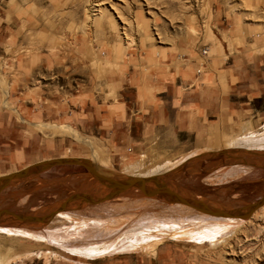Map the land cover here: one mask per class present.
<instances>
[{
  "label": "rangeland",
  "instance_id": "374dc122",
  "mask_svg": "<svg viewBox=\"0 0 264 264\" xmlns=\"http://www.w3.org/2000/svg\"><path fill=\"white\" fill-rule=\"evenodd\" d=\"M93 1L0 0V105L22 127V134L0 142L8 154L0 156V176L55 157L88 158L117 175L162 173L188 162L181 179L206 187L229 206L262 195L264 167L242 163L243 170L223 178L225 170L239 164L210 166L202 158L237 146L233 140L240 133L219 143L218 150L183 161L160 150L135 157L121 155L111 135L89 128L83 118L107 104H114L109 111L115 113L120 98L115 83L128 63L136 64L150 82L165 72L180 74L187 66L197 77L209 71L220 77L229 58L241 50L264 51V0H96L103 18L93 15ZM52 104L74 117L27 116L32 105ZM255 127L247 134L264 133V122ZM83 171L57 167L3 192L0 201L17 211H37L72 191L63 180ZM198 214L208 215L180 203L121 195L60 211L42 227L17 226L23 232L1 233L0 255L9 256L11 264H264V207L257 217L226 226L196 221ZM176 221L183 230H158ZM150 228L160 234L154 243L122 245ZM192 228L217 229L219 236L199 241L190 236ZM96 245L111 248L94 255L85 251ZM232 246L239 251L233 253Z\"/></svg>",
  "mask_w": 264,
  "mask_h": 264
},
{
  "label": "crops",
  "instance_id": "0c3cea01",
  "mask_svg": "<svg viewBox=\"0 0 264 264\" xmlns=\"http://www.w3.org/2000/svg\"><path fill=\"white\" fill-rule=\"evenodd\" d=\"M127 66L123 78L115 83L120 94L115 113L109 111L114 104H107L99 113L96 110L83 118L89 128L111 135L121 155L154 156L160 150L181 156L183 161L191 154L220 149L218 144L236 133L243 135L233 140L238 145L226 149L259 148L240 139L263 134L247 133L264 122V51L241 50L229 58L220 77L213 71L197 77L187 66L180 74L165 72L150 82L136 64ZM27 112L32 118L74 117L56 104L32 105ZM14 118L0 105V142H7L13 133L22 134ZM0 152L1 157L8 156L1 148Z\"/></svg>",
  "mask_w": 264,
  "mask_h": 264
},
{
  "label": "water",
  "instance_id": "95a60500",
  "mask_svg": "<svg viewBox=\"0 0 264 264\" xmlns=\"http://www.w3.org/2000/svg\"><path fill=\"white\" fill-rule=\"evenodd\" d=\"M204 161L217 167L230 164H250L264 167V151L246 148H231L203 155ZM216 161V162H214ZM188 162L162 173L149 175H117L95 166L88 158L55 157L30 164L22 169L0 176V195L24 182L39 177L57 167H83L81 173L71 174L63 181L72 191L60 195L51 205L37 211H17L0 201V225L34 228L49 222L69 205L102 203L121 195L138 198H154L168 203H180L199 212L226 217L249 219L264 206V193L255 200L239 206H229L217 199L216 194L207 192L206 187L181 179Z\"/></svg>",
  "mask_w": 264,
  "mask_h": 264
},
{
  "label": "bare ground",
  "instance_id": "6f19581e",
  "mask_svg": "<svg viewBox=\"0 0 264 264\" xmlns=\"http://www.w3.org/2000/svg\"><path fill=\"white\" fill-rule=\"evenodd\" d=\"M91 5H92V7H91V10H92V13H93V11H94V13H93V15H95L96 16V18H100L102 15L104 16V10L102 9V7H101V5H100V3H99V1H93L92 3H91ZM90 9V8H89ZM103 16L101 17V18H103ZM139 32V31H138ZM255 134V133H254ZM249 136V137H248ZM241 140V142L243 143V144H248V145H250V146H257V147H259L258 149H255V150H264V149H260V148H264V133L262 134V135H260V136H251V135H247V137H245V138H242V139H240ZM192 156V155H191ZM91 160V159H90ZM92 161V160H91ZM92 163L95 165V166H97V167H99V168H101V166H98V165H96L95 163H94V161H92ZM241 170H243V168H241V167H233V168H230V169H227V170H225L224 171V173H222L223 174V178L224 177H227V176H232V174H236V173H239ZM221 180V179H220ZM70 189V188H69ZM161 201V200H160ZM166 204H174V203H168V202H165ZM226 203V202H225ZM228 204V203H227ZM78 205L77 204H72V205H69L66 209H70V208H74V207H77ZM264 206H262V207H260L258 210H256L254 213H253V215H252V217L251 218H253V217H257L256 216V214L259 212V210H261L262 208H263ZM66 212V211H65ZM199 215V217H197L198 218V220H196V221H203V220H212V222L211 223H214L213 225H215V224H217L215 221H218V225H222V226H226V225H234V223H242V222H246V221H244V220H242V219H240V218H238V217H226V216H219V215H212V214H208V215H205V214H198ZM200 216H203L202 218L200 217ZM209 217H211L212 219H210ZM218 218H221V219H225L224 221H219L218 220ZM154 220V219H153ZM169 220V219H168ZM187 220V219H186ZM161 221V220H160ZM174 221H175V219H174ZM164 222V221H163ZM94 223H96V222H94ZM190 224H194L195 223V220L194 221H192V222H189ZM45 224V223H44ZM44 224H40V226L42 227ZM97 224V223H96ZM153 224V223H152ZM151 224V225H152ZM165 224V226L163 227V228H158V230H163V231H160V232H164V231H166V230H172L173 231V229H176V231L175 232H178V231H181V230H183L184 229V227H183V225L182 224H178L177 223V221L176 222H173V223H170V224H167V223H164ZM93 225V224H92ZM154 225V224H153ZM163 225V224H162ZM206 225V224H205ZM193 226V225H192ZM200 226V225H199ZM20 227V226H19ZM198 227V226H197ZM155 228V227H154ZM229 228V227H228ZM261 229H262V226L260 227ZM133 229V228H132ZM150 229H152V230H149L148 229V232L147 233H144V234H142L141 236H132V237H134V238H132V237H130L129 236V238H125L126 240L122 243V245L124 246V247H128V245H129V247H130V245L131 246H134V245H141V246H143V245H145V246H147V245H150V244H152V243H154L155 242V239H154V237H156V236H158V234L159 233H156V232H158L157 231V229L156 230H153V228H150ZM224 229V228H223ZM231 229V228H230ZM0 230H2V231H0V234L1 233H5L6 235L7 234H13V233H17V232H23L20 228H18L17 226H15V227H13V226H7V225H0ZM131 230V229H130ZM129 230V231H130ZM220 231V230H219ZM264 231V230H263ZM115 232V231H114ZM133 232V231H132ZM136 232V231H135ZM229 232V231H228ZM228 232L227 233H225V236H226V234H228ZM261 232V231H260ZM108 233V232H107ZM117 233V232H116ZM189 233H190V236L191 237H194L195 239H198L199 241H202V240H204V239H206V238H208V239H215V237L217 236V234H218V230L217 229H206V230H203V231H200V230H198V229H195V228H192L191 230H189ZM101 234V233H100ZM105 234H106V232H105ZM137 234V233H136ZM69 235V234H68ZM160 235V234H159ZM221 235V234H220ZM218 236H219V234H218ZM104 237V236H103ZM136 237V238H135ZM224 237V236H223ZM222 237V238H223ZM38 238V237H37ZM193 238V239H194ZM217 238V237H216ZM208 239H206V240H208ZM213 239V240H214ZM122 240V239H121ZM212 240V241H213ZM222 240V239H221ZM193 241V240H192ZM197 241V240H196ZM219 241V240H218ZM226 241H227V239H226ZM100 242V241H99ZM195 242V241H194ZM210 243V242H209ZM212 243V242H211ZM216 243V242H215ZM215 243H213V244H215ZM227 244H229L228 242H227ZM107 245V244H106ZM112 245H113V243H112ZM114 246V245H113ZM242 246V245H241ZM110 246H104V247H101V246H99V245H96V246H94V247H91L90 249L89 248H87L85 251H87V253L89 254V255H94V254H97V253H101V252H103V251H106V249L108 250V248H109ZM231 247V246H230ZM243 247H244V245H243ZM111 248V247H110ZM239 248H242V247H239ZM243 249V248H242ZM245 251H246V249H244ZM243 250V251H244ZM72 251H74V250H72ZM76 251V250H75ZM80 251H82V250H80ZM79 251V252H80ZM84 251V250H83ZM231 251L233 252V253H236V252H238L239 250L238 249H236V247H234V246H232V248H231ZM240 252H241V250H240ZM259 253V252H258ZM257 253V254H258ZM13 261V260H12ZM12 261H10L9 260V256H7V255H5V256H2V255H0V264H11V263H13Z\"/></svg>",
  "mask_w": 264,
  "mask_h": 264
},
{
  "label": "snow or ice",
  "instance_id": "6c2138e0",
  "mask_svg": "<svg viewBox=\"0 0 264 264\" xmlns=\"http://www.w3.org/2000/svg\"><path fill=\"white\" fill-rule=\"evenodd\" d=\"M0 231H2V230H0Z\"/></svg>",
  "mask_w": 264,
  "mask_h": 264
}]
</instances>
